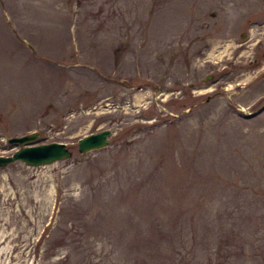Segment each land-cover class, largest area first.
I'll return each instance as SVG.
<instances>
[{"label":"rangeland","instance_id":"374dc122","mask_svg":"<svg viewBox=\"0 0 264 264\" xmlns=\"http://www.w3.org/2000/svg\"><path fill=\"white\" fill-rule=\"evenodd\" d=\"M30 131L72 155L0 165V264H264V0H0Z\"/></svg>","mask_w":264,"mask_h":264},{"label":"water","instance_id":"95a60500","mask_svg":"<svg viewBox=\"0 0 264 264\" xmlns=\"http://www.w3.org/2000/svg\"><path fill=\"white\" fill-rule=\"evenodd\" d=\"M111 133L110 127H103L84 134L77 139V150L80 153H85L89 150L104 147L108 144ZM37 136L38 132L32 131L8 137V142L19 145V147L9 155L0 154V165L15 160H21L28 165H40L68 158L72 155V150L63 141L31 142Z\"/></svg>","mask_w":264,"mask_h":264},{"label":"trees","instance_id":"16d2710c","mask_svg":"<svg viewBox=\"0 0 264 264\" xmlns=\"http://www.w3.org/2000/svg\"><path fill=\"white\" fill-rule=\"evenodd\" d=\"M173 262L175 263V260ZM176 263H178V261ZM171 264H173V263H171Z\"/></svg>","mask_w":264,"mask_h":264}]
</instances>
